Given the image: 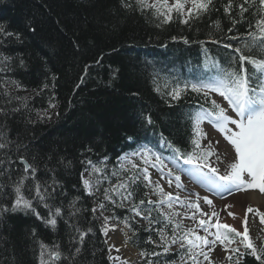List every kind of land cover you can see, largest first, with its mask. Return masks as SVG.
I'll list each match as a JSON object with an SVG mask.
<instances>
[{
  "label": "trees",
  "instance_id": "16d2710c",
  "mask_svg": "<svg viewBox=\"0 0 264 264\" xmlns=\"http://www.w3.org/2000/svg\"><path fill=\"white\" fill-rule=\"evenodd\" d=\"M126 2L132 4L131 10L123 7L121 0H0V23L19 36L0 43V109L8 113L7 116L0 113V124L7 125L10 139L28 145L26 155L30 162L31 156L37 157L38 176L51 177L45 164L55 168L56 178L67 193L55 201L64 205L65 219L68 201L80 197L77 207L81 212L68 223L76 224L82 231L89 228L92 231L85 236L76 264H109L102 219L97 211L95 214L91 211L101 201L110 209L104 210L109 219L128 229L127 242L140 255L161 253L141 255L140 264L149 261L166 264L171 260L181 264L177 253L186 249H180L179 244L164 254L162 248L147 242L151 236L159 243L157 232L166 223L155 205H141L160 221L152 225L128 210L140 198L152 200L148 188L140 184L131 201H122L115 195V204L104 200L102 191L121 179L129 182L128 177L136 170L126 172L117 167V158L141 143L175 155L161 146L164 137L182 151L192 150L193 121L189 116L204 103L190 91L180 100H172L165 93L177 83L182 85L214 75L212 59L227 66L229 58L236 54L223 45L243 48L247 33L255 31L257 17L253 13L258 11L259 4L258 0L251 8L244 4L249 11L242 18L237 5L244 0H233L230 13L224 10L229 0H213L215 10L199 19L190 18L184 24L180 22L183 17L174 12L171 22L161 24L152 9L141 12L136 0ZM232 19L238 22L233 25ZM249 24L253 27L249 28ZM233 36L236 39H229ZM214 40L219 43H213ZM245 55L264 58L258 51H245ZM245 67L251 69L250 65ZM158 86L159 93L155 90ZM50 102L56 107L51 108ZM14 108L19 111L13 112ZM44 111L51 119L38 115ZM145 116H151V125ZM87 159L94 163L103 160L107 165L101 175L108 179L94 197L87 195L80 182L85 169L81 161ZM21 167L17 161L16 168ZM113 172L118 176H113ZM145 192L149 193L147 197ZM3 203L11 206V200ZM121 203L128 207H120ZM37 211L47 215L43 207L37 206ZM181 225L178 235L186 231ZM172 227L170 224L165 229L169 235ZM70 231L68 224L59 218L52 229L30 213H4L0 217V264H38L40 240L49 245L59 243L62 252L70 255ZM238 250L230 254L231 260L227 258L224 262L260 264L250 255L251 249L242 244ZM57 264L68 262L61 259ZM187 264L193 262L188 260Z\"/></svg>",
  "mask_w": 264,
  "mask_h": 264
},
{
  "label": "snow or ice",
  "instance_id": "6c2138e0",
  "mask_svg": "<svg viewBox=\"0 0 264 264\" xmlns=\"http://www.w3.org/2000/svg\"><path fill=\"white\" fill-rule=\"evenodd\" d=\"M256 3L257 0H244V3L237 5L240 9L241 17L243 18V14L248 12L249 8ZM121 4L129 10L133 7L126 0H121ZM136 4L139 6L141 12L145 9H152L153 16L160 19L161 24L171 22L174 12L183 17L180 20L181 23L187 24L190 18L199 19L201 16L215 10L213 0H173L172 3H169V0H153L152 3H149L148 0H136ZM244 4H248L249 8H245ZM258 4V11L253 13L257 17L254 24L255 31L247 33L248 40L245 42L243 48H233L231 44L223 45L225 48L232 49L236 54L229 58L227 66L212 59L211 67L214 69V76L212 78L201 79L194 83L185 82L182 85L177 83L171 86L170 90L165 93L172 100H180L183 95H188L190 91L201 97L202 102L209 104L210 107L204 108L201 105L194 114H190L189 116V119L193 121V137L191 139L193 147L191 151H182L164 137L161 138V146L169 148L174 152L175 160H182L185 165H188L194 173L201 175L204 180L228 192L253 188H258L261 192H264V58L245 55V51H258L264 56V0H258ZM232 6L233 0H229L228 4L224 6L225 12L230 13ZM237 22L235 19H232L233 25ZM215 24L217 29H219V21H216ZM252 27L253 25L249 24V28ZM13 36L19 39L18 34L7 29L3 23H0V37L4 38L0 40V43H4L8 37ZM229 39H236V37H229ZM184 42L188 43L186 39ZM213 43H219V41L214 40ZM233 64H238L239 67H232ZM245 64L250 65L251 69L245 67ZM44 87L47 88L48 85L45 84ZM165 87H168V85L166 84ZM155 90L158 93L161 91L159 86ZM213 93L222 97L224 101H227L228 106L235 113V117L230 116L227 110L216 99L211 98V94ZM49 106L51 108L56 107L51 102ZM12 111L16 112L19 109L14 108ZM0 113L5 116L8 115L4 109H0ZM38 115L42 119L44 117L51 119L47 111H44L42 114L38 113ZM145 120L149 125L153 123L151 116H145ZM204 122L212 124L235 151V160L229 164V170L226 174H220L219 169L210 162L213 156L216 157L217 161H221V156L215 146L218 144V141L214 143L209 140L204 145L201 143L202 140L208 139V134L201 127ZM128 139L131 140L132 137ZM27 151L28 145L10 139L7 125L0 124V217L8 212L30 213L36 216L38 220H41L46 226L50 225L52 229L56 228L58 218L64 220L71 230L68 234V252L70 255L62 252L59 243L53 242L52 245H49L40 240L37 241L39 245L38 264H57L61 259L67 261L68 264H76V257L81 254L85 236L87 232L92 231L89 228L85 232L76 224L68 223L72 217L81 212V208L77 207L80 197L77 196L68 201V218L65 219L63 212L64 205H57L55 201L60 197L67 196V193L62 190L63 185L56 178L55 168H49L45 164V169L52 173L51 177L38 176L37 173L40 171V166L36 163L37 157L35 155L31 156L32 162H30L29 157L26 155ZM132 157L139 158L144 166L141 167L134 163ZM50 159L51 157H49ZM17 161L22 166L19 169L16 168ZM122 161H126L127 165L131 166V168H128L122 163V170L126 172L137 171H133L132 175L128 177V183L121 179L119 183L104 188L102 195L104 200L111 204H115V195H119L122 201H131L136 196L139 185L143 184L144 187L152 189V194L160 197L158 201L151 199L146 201L144 198H140L138 203L132 202L130 207L123 203L119 205L120 207H128L130 212L134 213L137 217H141L142 220L148 221L149 225L160 223V221L151 216V210L145 212L141 208V205L145 203L155 205L156 210L159 211V214L164 218L166 223L157 232L159 243L153 240L151 236L148 237V243L162 248L164 254H168L173 245L179 244L180 249H186L184 252L177 253L181 264H187L188 260H191L193 264H200L198 260L199 256H203L205 260L209 259L207 252L204 251L205 247L209 245L214 246L219 241L221 245H224V250L228 251V245L236 242V238L240 237V243L243 244L244 248L251 249L250 255L255 257L260 264H264V249L258 250L250 241L247 216L245 217L243 233L229 225L220 223L219 214L213 212L209 216V220L201 219L199 221V227L205 232V236L195 234L193 229H188L183 232V235H178L177 230L181 229L182 225L174 217L180 215V213L161 210V206L165 204L171 209L174 197L171 193L165 192L160 184V180L164 179L163 173L167 170V176L174 177L176 187L179 189L181 188V176L176 174L172 167H169L162 156L157 155L152 149L147 147H142L132 152L130 156L123 157ZM61 163L63 162L61 161ZM81 163H85L84 171L88 172L87 178H85L83 172L81 173L84 191L87 195L94 197L95 193L100 191V185L103 181L108 179L107 176L101 175L107 166L106 162L102 160L99 163H94L91 159H87L86 161H81ZM149 167L155 168L158 173L162 174L159 179L152 180ZM205 168L208 170L207 172L203 171ZM112 175L118 176V173L113 172ZM145 181L147 183H144ZM167 183L171 187L173 180L169 179ZM133 185H136V187H133ZM121 189L124 191L121 192ZM148 195L149 193H144L145 197ZM175 199L179 200V196H176ZM7 200H11L10 207L3 203V201ZM204 201L208 205H212V201L207 199V197L204 198ZM37 206L46 209L47 215H42L37 211ZM186 206L189 209H196L201 216L208 215V213L200 210L198 203L190 202ZM97 208L110 210L107 209L105 203L102 201L91 210L93 214L96 213ZM247 211L253 212L254 210L249 207ZM229 215L233 214L229 213ZM257 215L261 214L257 212ZM101 216H103V211H101ZM212 217H217L215 223H210ZM190 218L195 219V216L193 215ZM108 220L109 217L104 216V235L108 233ZM261 220L264 222V215H261ZM170 224L173 225L171 235L165 231ZM210 228H215L216 232H210ZM145 230L149 231V229ZM230 233H234V236H229ZM33 235H35V229H33ZM193 236L194 239L190 238ZM207 236H214L215 238L208 240ZM209 250L212 249L209 248ZM116 251H119V249L117 248ZM237 251L238 249L236 248L231 249L232 253ZM141 255L159 256L161 253L142 252ZM186 257L187 259H185ZM227 258L229 260L232 259L231 256ZM109 259H112V257H109ZM116 259H119V257ZM149 264H152V261H149ZM166 264H177V262L171 260L167 261Z\"/></svg>",
  "mask_w": 264,
  "mask_h": 264
},
{
  "label": "rangeland",
  "instance_id": "374dc122",
  "mask_svg": "<svg viewBox=\"0 0 264 264\" xmlns=\"http://www.w3.org/2000/svg\"><path fill=\"white\" fill-rule=\"evenodd\" d=\"M148 1H149V3L153 2V0H148ZM172 2H173V0H169V3H172ZM208 131H209V134L213 135L215 137V139L218 141V144H216V145H217L218 152H220V154H221L222 160L225 163H227L228 165L230 163L234 162L235 151L232 148V146L230 144H228L227 141L224 140L223 136L217 130L212 129V128H208ZM130 154L122 156L120 163L127 165V162L122 161V158L125 156H130ZM132 159H133L134 163L140 165L141 167L144 166L142 164V161L139 158L132 157ZM169 164L171 165L172 168L177 169V166L174 165L172 162H169ZM83 173H84L85 178H87L88 172L84 171ZM149 173L151 174V178L153 181L159 179L160 176L162 175L161 173H158L155 168H152V167H149ZM163 176H164V179L160 180L161 186L164 188L165 192L171 193L173 195L174 199H173L172 203L178 209L181 210V212L185 215L186 219L188 220V222L192 226H196V227L198 226L199 227V221L201 219L209 220V216H211V214L213 212L218 213V214L220 213L221 201H222L220 199L215 200L216 202L214 203L213 206H210L208 204H201L202 205L201 211L208 213L207 216H201L200 213L197 212L194 208L189 209V208H187V206L182 207L179 203L178 204L175 203V200H176L175 197L176 196L185 197L186 198L185 201H187V199H190L193 196L195 197L196 192L193 189L194 188L197 189L196 186H198V184L196 183V186L194 185L193 188L191 187L189 189L187 187H185L186 188L185 191L181 192L183 190L178 189L175 186L174 182L172 183L171 187L168 186L167 180L172 179V178L167 176L166 170L163 173ZM249 192H253L259 196L264 197V192H261L258 188L247 189V190H244L243 192L239 193L240 195H238V194H237L238 196L235 195L232 199L229 200L228 204H229V207L231 208V213L233 215H236V218L235 219H229V218L225 217V220H227L230 223H234V224H240V222H241L245 226V217L247 216V227H248L249 236L251 235L255 239V242L257 245H262V244H264V222H262V220H261V215H264V205L256 206V205L252 204L249 201L248 196L243 195L244 193H249ZM153 197L155 199H160V197L158 195H154ZM97 205L98 204H96L95 207H97ZM249 207H251L254 211L248 212L247 209ZM101 211H103V216H101ZM97 212L100 216V219H102V226L104 229V216L108 217V214L104 210L99 209V208H97ZM257 212L260 213L261 215H257ZM193 215L195 216V219L190 218ZM216 219H217V217H212L210 223H215ZM107 227H108L109 232H111L110 230L113 228H120L121 231L119 233L126 235L125 238H123L122 244H128L126 242L128 233H127V230L125 229V227L123 225L115 224V223H113V221H111L109 219L107 221ZM199 231H200L199 233L201 234V236L206 235L203 230H199ZM209 231L212 233H215L216 229L210 228ZM104 236H105L106 242H108L107 235H104ZM207 239L212 240L214 238H213V236H207ZM111 247L115 248L114 244H112ZM209 248H211L212 250H209ZM204 251L207 252V254H210L209 259L205 260L204 264H226L224 261L219 260L220 257H222L225 254L224 246L221 245L219 241H217V243L214 246L209 245V246L205 247ZM140 258H141L140 254L138 253V256L136 257V259L131 264H140V262H139ZM107 259L109 260L110 264H126L122 259H120V257H119V259H116L115 257L112 259H109V255H108Z\"/></svg>",
  "mask_w": 264,
  "mask_h": 264
},
{
  "label": "bare ground",
  "instance_id": "6f19581e",
  "mask_svg": "<svg viewBox=\"0 0 264 264\" xmlns=\"http://www.w3.org/2000/svg\"><path fill=\"white\" fill-rule=\"evenodd\" d=\"M147 136H148V134H146L144 137H147ZM141 137H143V135ZM82 172H84V170ZM80 178H81V176H80ZM80 182L82 184V181H80ZM238 195H240V194H238ZM243 195L248 196L249 201L256 206L264 205V197H262V196H259L253 192L244 193ZM110 231L111 232L108 231L109 233L107 234L108 242H106L105 236L103 234L104 241H105L106 245H108V248H109V257H112V258L120 257V259H122L126 264L133 263V261L138 256V251L137 250L135 251L134 248H132L128 244H122L123 238H125L126 235L119 233L121 231L120 228H113ZM112 244H114L115 248L111 247ZM253 245H257L255 240L253 242ZM117 248L119 249V251H116ZM108 262H109V260H108Z\"/></svg>",
  "mask_w": 264,
  "mask_h": 264
}]
</instances>
